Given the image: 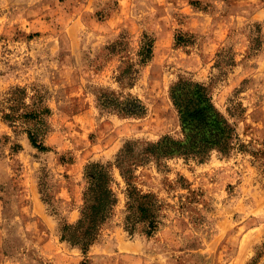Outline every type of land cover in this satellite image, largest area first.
Here are the masks:
<instances>
[{"label":"rangeland","instance_id":"374dc122","mask_svg":"<svg viewBox=\"0 0 264 264\" xmlns=\"http://www.w3.org/2000/svg\"><path fill=\"white\" fill-rule=\"evenodd\" d=\"M131 63L138 73L122 86ZM180 76L211 85L246 149L140 168L134 184L162 204L151 237L126 230L128 186L114 168L119 203L96 243L85 255L62 242L88 164L114 163L127 141L181 135L170 97ZM17 86L47 97L46 152L2 120ZM102 91L132 94L147 112L102 110ZM0 264H264V0H0Z\"/></svg>","mask_w":264,"mask_h":264},{"label":"trees","instance_id":"16d2710c","mask_svg":"<svg viewBox=\"0 0 264 264\" xmlns=\"http://www.w3.org/2000/svg\"><path fill=\"white\" fill-rule=\"evenodd\" d=\"M153 47V39L143 42L138 54L139 65H146L152 59ZM136 66L137 64L131 63L120 70L118 81L122 86H125L126 78L135 80L138 73ZM170 97L179 116L181 135H166L157 142L127 141L114 163L88 164L85 169L87 186L81 215L75 223L66 220L62 223V242L82 250L85 255L96 243L119 203L118 194L113 188L114 168L120 171L128 186L126 230L134 235L142 226L143 232L151 237L161 223L162 204L153 195L144 194L134 184L136 172L140 168L155 164L162 170L166 167L165 163L174 158L204 163L214 152L227 158L236 150L246 149V145L239 140L236 127L217 107L211 85L180 76L170 87ZM97 99L102 110L122 117H143L147 112L144 103L132 94L125 97L114 91H102ZM1 113L2 120L10 127H16L18 123L25 127L24 131L34 148L41 152L49 150L45 138L51 130L49 118L52 110L46 95L40 89L34 87L31 95L27 87L12 88ZM230 114L235 115L231 109ZM44 201L51 204L49 199Z\"/></svg>","mask_w":264,"mask_h":264}]
</instances>
